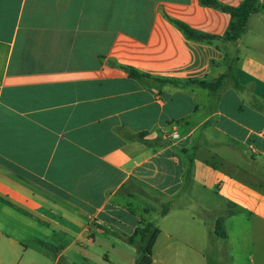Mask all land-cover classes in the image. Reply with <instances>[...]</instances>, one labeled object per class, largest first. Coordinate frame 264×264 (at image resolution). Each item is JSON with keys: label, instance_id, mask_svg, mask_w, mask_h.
Here are the masks:
<instances>
[{"label": "crops", "instance_id": "obj_1", "mask_svg": "<svg viewBox=\"0 0 264 264\" xmlns=\"http://www.w3.org/2000/svg\"><path fill=\"white\" fill-rule=\"evenodd\" d=\"M260 4L222 50L170 21L224 37L232 16L201 0H0V264H50L49 248L88 264L97 246L136 264L145 223L152 264H264ZM226 50L237 83L216 91L122 68L211 82Z\"/></svg>", "mask_w": 264, "mask_h": 264}, {"label": "trees", "instance_id": "obj_2", "mask_svg": "<svg viewBox=\"0 0 264 264\" xmlns=\"http://www.w3.org/2000/svg\"><path fill=\"white\" fill-rule=\"evenodd\" d=\"M201 4L203 6H208V7H213L219 10H222L224 12L229 13L232 16V21L230 24V27L228 29V32L224 37H218V36H211L204 34L202 32H199L190 26L179 22L177 20H174L170 18V21L176 25L182 33L190 40H195V41H200V42H206L209 44H215L218 48L225 50L223 44L225 42L232 43L236 45L239 41V39L243 36V34L246 32L248 28V22L250 17L258 13L261 10V4L260 0H245V2L237 7H229L218 0H201ZM227 56H226V65L228 67V72L227 74L223 75L221 78H219L216 81H195V80H187L186 82H182L179 80H162L159 78H152L149 75L142 74L139 71L135 70L134 68H127V67H122L124 70L127 71L129 76L131 78L140 80V81H145L146 79H153L155 81H159L160 83H172L176 86H179L181 84L185 85H199L200 87L204 89H209V90H219L225 82V79L228 77V75H232L234 78V82L237 83V80L235 79L237 76V54H234L233 51H227ZM165 214V213H164ZM223 221L220 222L218 227V235L225 238L226 237V232L222 228ZM153 227L152 224H146L142 227H139L135 230L134 234L131 236H128V241L131 244H137L136 239L140 237L141 242L137 244V259H136V264H152L153 260V246L155 241L158 238V235L160 234V230L157 229L154 231V233L151 236V239L149 241V244L146 246L144 244L145 239L147 235L150 233V229Z\"/></svg>", "mask_w": 264, "mask_h": 264}, {"label": "rangeland", "instance_id": "obj_3", "mask_svg": "<svg viewBox=\"0 0 264 264\" xmlns=\"http://www.w3.org/2000/svg\"><path fill=\"white\" fill-rule=\"evenodd\" d=\"M220 220V219H219ZM222 221V219L220 220V221H218L219 222V224H220V222ZM147 223H145L144 225H146ZM234 224H241V222L240 221H238V222H235ZM221 227V226H220ZM150 238H151V236L148 238V237H146V239H145V241H147V242H149L150 241ZM60 237H54V238H52L49 242L50 243H52L53 245H57L59 242H60ZM136 241H137V239H136ZM141 242V239H140V237H138V241H137V243L139 244ZM31 250H30V254H29V256H31L32 258H39V256H40V254H37V251L35 250V249H33V248H30ZM46 256H47V262H50V264H51V261H53V259H55V257L58 255L57 254V252H58V250H55V248H49V249H46ZM92 260L90 261V263H88V264H108L106 261H105V256H104V253H106V249H103V248H99L98 246L95 248V249H93L92 250ZM44 250H42V252H41V255L42 256H44ZM69 253V256H70V259L72 260V261H74V262H76V263H78V264H83L82 263V257L79 255V254H75V252L74 251H70V252H68ZM42 256H41V258H42ZM138 258V257H137ZM121 261L122 262V264H126V261H125V259H123V258H120V259H116V261ZM60 264H66L65 263V260L63 259V260H61L60 261ZM115 264H118V263H115Z\"/></svg>", "mask_w": 264, "mask_h": 264}, {"label": "built area", "instance_id": "obj_4", "mask_svg": "<svg viewBox=\"0 0 264 264\" xmlns=\"http://www.w3.org/2000/svg\"><path fill=\"white\" fill-rule=\"evenodd\" d=\"M177 137V136H176Z\"/></svg>", "mask_w": 264, "mask_h": 264}]
</instances>
